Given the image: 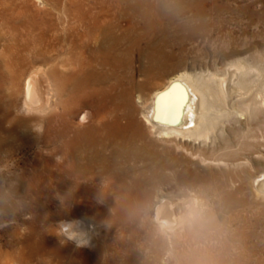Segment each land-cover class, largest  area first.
Here are the masks:
<instances>
[{
    "label": "bare ground",
    "instance_id": "1",
    "mask_svg": "<svg viewBox=\"0 0 264 264\" xmlns=\"http://www.w3.org/2000/svg\"><path fill=\"white\" fill-rule=\"evenodd\" d=\"M81 1L60 6L54 0L43 6L49 18L40 20L0 7V167L39 172L20 179L43 184L48 198L60 203L56 212L74 217L62 223L69 241L91 248L92 236L100 234L94 250L75 249L70 261L38 264H159L168 247L157 231H176L197 213L200 225L170 242L182 264H264V48L228 64L222 76L208 65L207 72L186 69L158 89L139 115L132 94L137 86L152 85V72L141 68L145 79L136 82L133 51L145 41L149 50L163 53L173 34L166 27L160 35L149 13L142 21L128 19L127 9L140 12L142 0ZM200 2L175 0L158 9H190L206 26ZM26 62L40 65L22 86ZM174 80L189 95L182 88L164 93L156 117L176 124L156 121L154 99ZM163 183L185 187L190 198L165 195L146 212L152 187ZM116 227L119 236L108 240ZM141 249H151L153 258ZM60 250L66 259L69 246ZM188 258L193 261L185 263Z\"/></svg>",
    "mask_w": 264,
    "mask_h": 264
},
{
    "label": "rangeland",
    "instance_id": "2",
    "mask_svg": "<svg viewBox=\"0 0 264 264\" xmlns=\"http://www.w3.org/2000/svg\"><path fill=\"white\" fill-rule=\"evenodd\" d=\"M47 1L49 3H47ZM174 1L173 0H159V1L158 0H142L141 1V8L142 7L143 8L141 9L140 12L137 11L136 14L133 12V10H130L129 8L127 9V13H129L128 14L129 17L127 15L128 19L131 18L132 16H138V19L140 21H142L144 16L149 13V15L151 14L150 15L151 18L149 17L148 19L151 20L152 24L157 23L160 26V28H161V29H159L160 35L162 33V30H164V28L167 27L166 29H168L169 32H171L170 34L171 35L173 34V36H174V37H171V39H169L170 45H169V47L167 46V48L165 47V50L163 53H156L155 51H152L151 49L149 50L147 48L148 45L145 41H142L141 44L139 45V48L134 50L137 53L133 51V60L134 61H133L132 69H133V72L135 74L136 82L138 83V82L145 79V76H143L141 73L142 72L141 68H146V69H148L149 72L150 71L152 72V78L150 77L151 79H149V81L151 82V83L149 82V84H152V85L146 86L145 87L146 90L144 89V87H140V86L138 87L136 85L137 86L136 91H134V93L132 94L133 102L135 105H137L136 107L139 109V115H140L141 109H142L141 106H144V105L151 103V101H152L151 98L153 97L154 93L158 89L165 87L171 81L172 78L183 73L186 69L189 70V69L196 67L195 68L196 71L201 72L204 70L205 72H207L206 66L208 65V68L211 70V72H215L218 75H221V74H223L222 73L223 69H225V67H227L228 64H230L236 60L242 59V58H246L249 56L251 57L257 51H260V50L262 51L264 48L263 47L264 44L261 45L262 44L261 42H264V34H263L264 33V25H263L264 24V10H263L264 0H202L201 2H203L202 3L203 7L206 6L205 14L208 15L207 21H209V22H206V24L208 25V26L206 25L207 28H206V26L201 24V21H199V19L194 18L195 11H191L190 9L178 8L179 9L178 10L173 6H170L167 9V10H169V12L166 14H163L162 11L158 9V7H162V6L165 7L168 2H169L168 4H171ZM191 1H193V0H191ZM195 1H196V3L200 2V0H198V1L195 0ZM215 1L217 4L215 3ZM12 2H13V5H11ZM55 2H54V0H14V1L13 0H9V1L0 0V4H1L0 7L9 8V6H10V8H12V7L14 8V9L13 8L11 9V11L13 10L12 12H14V11L17 12V13L15 12V15L23 16V17L27 16V18H30V17L34 18L35 17V18H38L40 20L43 18L44 19L49 18L44 13L43 8L45 6H50L51 4H54V3L58 4L60 6H63L65 4H69V3L70 4H78L82 1L81 0H72V1L71 0L70 1L69 0H55ZM59 2H61V3H59ZM162 2H163V4H162ZM3 3H4V5H3ZM226 3H228V4H226ZM47 4H49V5H47ZM150 4H152V5H150ZM213 4H214V6H213ZM210 7H211V9H210ZM212 7H215L216 10H212ZM19 8H21V9H19ZM218 9H220V10L223 9V10L220 11ZM25 11L28 12V15ZM193 12H194V14H193ZM225 12H226V14H225ZM160 13L162 14V16ZM213 13H214V15H213ZM221 13H222V15H221ZM240 13H241V15H239ZM133 14H135V15H133ZM32 15H34V16H32ZM169 15H170V17H169ZM178 15H180L181 17L178 18ZM140 16H141V18H140ZM175 16H177V17H175ZM46 17H48V18H46ZM215 20L217 21V23L214 22ZM180 22H183V23H180ZM167 23H169V24H167ZM174 23H176V24L174 25ZM211 23H213V25ZM261 25H263V26H261ZM217 26H218V28H217ZM188 28L190 30H188ZM193 29L195 31V34L193 33V35H192L191 33H192ZM228 29H229V31H228ZM188 31L189 32L191 31L190 34ZM181 32L183 34H181ZM240 33H242V34H240ZM184 34L185 35L188 34V35L185 36ZM225 34H226V36H225ZM174 41H176V42H174ZM144 47H145V49H144ZM172 48H173V50H172ZM141 49H142V51H141ZM251 49H252V51H251ZM144 53L145 54L147 53V54L144 55ZM136 54H138V55H136ZM165 56H166V58H165ZM172 56L174 57V59ZM157 59H159V60L157 61ZM165 59H166V61H165ZM151 63L152 64L154 63V65L151 66L152 65ZM160 64H162V65H160ZM39 65H40V62H38V64L32 63V62H26L25 69L23 66V74H22L23 79L21 81L22 86H23L24 79H25V76L27 75L28 71L34 67L39 66ZM157 68L159 71L157 70ZM215 70H217V71H215ZM156 85L158 86V88ZM151 86H152V89H151ZM142 92L144 95L141 94ZM145 96H148V97L146 98ZM139 97L140 98L143 97V98L140 99ZM19 104H21V102ZM139 117H141L143 119L142 115ZM33 172L39 173L38 171H36L35 169H32V168H26L25 171H21V169L14 167V166H6L4 168L0 167V203H1L0 204V261L2 263L6 262V261H29V264H38L40 261H67V260L70 261V259H72V257H76V254H75L76 250H85V251L94 250L98 245L97 241H98L99 236H100L99 233L97 235L92 236V239H94V244H92L91 248L78 245V244L74 243L73 241H71V240L69 241V239L64 237V235L61 231L62 223L66 219H71L74 217L69 216L66 213H64L62 215V214H60V212H58V213L56 212V210L60 209V203L57 201V198L53 197V201L50 200L51 197L48 198V195H47L48 193L43 191V186H44L43 184H40L39 182L33 181V180H31V181L27 180V179L24 180V178L20 179L21 175H24L25 173L26 174H33ZM32 183H34V184L32 185ZM52 185L55 186V184H52ZM33 186H35V187L33 188ZM183 188L177 187L176 185L169 184V183L154 185L151 189V195H150V199L148 202V206H146L144 208L145 211L148 213L152 212L154 204L162 196H165V195H174L176 197H179V198L183 197L185 200H188L190 198V195L187 192V190L185 189V187H183ZM7 191H8V193H6ZM31 195H33V196H31ZM36 197H37V199H36ZM35 199H36V201H35ZM44 200H46V201H44ZM42 203L45 205H43ZM15 205L17 206V208H15L16 207ZM25 206H27V207H25ZM34 206H36V207H34ZM47 206H48V208H47ZM218 216L219 217H217V220L219 222H222L223 215L220 214ZM84 219H86L88 222H90L91 219H93V216L92 215H85ZM202 220H203V216H201V214L197 213L194 216V218H192L191 220L186 219V221H185L186 223L184 224L185 226L179 227L178 229H176V231L169 232V233H164L163 231H157V234L155 235V237L157 238L159 236L161 239H165V241L167 243V247H168V249L167 248L165 249L162 257L160 258L159 264H182V261H181L182 259L180 258V256L177 253H171L170 252V250H169V248H171L170 242L173 238L179 239L181 241L184 240V238H185L184 234L190 229V227L199 226ZM194 231H198V230H194ZM117 235L119 236L118 227L113 229V231L111 232V234L108 237V240H110V241L116 240L118 237ZM113 236H114V238H113ZM8 242H12V247L8 244ZM66 243H68V244H66ZM2 244H4V245H2ZM62 245H68L69 246V250L66 252L67 253L66 259L62 258V256H61L62 251L60 250V248ZM4 247H5V249H4ZM14 248H16V250ZM148 250H150L149 253H147ZM23 251L25 253H23ZM140 251H141L140 253H142V255L147 256V254H148L150 259L153 258V251L151 249H146V250L141 249ZM12 252H18V253L12 254ZM28 254H30V255H28ZM27 255H28V257H26ZM119 261H123V260L121 259ZM124 261H126V260H124ZM189 261H193V259L188 258V260L185 261V263H188ZM43 264H47V263L44 262ZM250 264H255V262L254 263L251 262Z\"/></svg>",
    "mask_w": 264,
    "mask_h": 264
},
{
    "label": "water",
    "instance_id": "3",
    "mask_svg": "<svg viewBox=\"0 0 264 264\" xmlns=\"http://www.w3.org/2000/svg\"><path fill=\"white\" fill-rule=\"evenodd\" d=\"M175 84H182V85H183V88H182V89H184V90L186 91V93L189 95L188 89H187V87L185 86V84H183V83H182L181 81H179V80H174L172 83H170V85H169L165 90L159 92V93L156 95V97H155V99H154V108H153V114H152V117H153L154 120H156V121H160V122H164V123H169V124H176V123L169 122V121H163V120H161V119H158V117H156V109H157V104H158V101H159L160 97H161L164 93H166V92H168L169 90H171V89H172V86L175 85ZM181 122H182V121H181Z\"/></svg>",
    "mask_w": 264,
    "mask_h": 264
},
{
    "label": "snow or ice",
    "instance_id": "4",
    "mask_svg": "<svg viewBox=\"0 0 264 264\" xmlns=\"http://www.w3.org/2000/svg\"><path fill=\"white\" fill-rule=\"evenodd\" d=\"M181 88H183L182 84H175L172 86V89L170 91L175 92L176 90L181 89Z\"/></svg>",
    "mask_w": 264,
    "mask_h": 264
}]
</instances>
